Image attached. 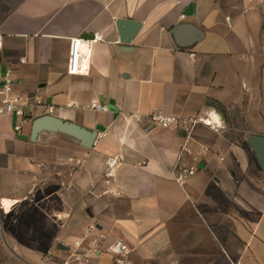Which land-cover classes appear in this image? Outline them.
<instances>
[{
    "label": "crops",
    "instance_id": "1",
    "mask_svg": "<svg viewBox=\"0 0 264 264\" xmlns=\"http://www.w3.org/2000/svg\"><path fill=\"white\" fill-rule=\"evenodd\" d=\"M0 38V86L39 101L0 117L1 255L78 264L81 241L88 264H264V0H0ZM44 115L99 127L92 147L33 132Z\"/></svg>",
    "mask_w": 264,
    "mask_h": 264
},
{
    "label": "built area",
    "instance_id": "2",
    "mask_svg": "<svg viewBox=\"0 0 264 264\" xmlns=\"http://www.w3.org/2000/svg\"><path fill=\"white\" fill-rule=\"evenodd\" d=\"M100 38L101 36H95L94 38ZM1 39V38H0ZM94 40V39H93ZM81 43V39H76L74 41V50H70L69 62H72V66L69 65L68 73L76 74L80 71L79 67V44ZM0 95L3 96L0 102V117L7 114H13L17 116H24L26 112L30 109H33L37 104H39L38 100H35L32 96L29 95H21L18 93H14L12 90V79L6 75L3 79V83L0 86ZM100 110H106V106H94ZM136 120H140L141 116L139 114H134ZM149 123L152 126H161L163 128L170 127L171 125L177 122V118L171 115H165L162 113L158 114H150L148 116ZM15 132H19L20 126H15ZM120 156L113 155L105 158L104 160V177L106 182L113 183L116 178V169L120 163ZM76 249L72 254L73 260L78 264H88L90 257L93 253L96 252L95 248L91 246L81 247L82 242H75ZM126 244L117 241L113 243L107 251L113 255L120 256L127 251Z\"/></svg>",
    "mask_w": 264,
    "mask_h": 264
},
{
    "label": "water",
    "instance_id": "3",
    "mask_svg": "<svg viewBox=\"0 0 264 264\" xmlns=\"http://www.w3.org/2000/svg\"><path fill=\"white\" fill-rule=\"evenodd\" d=\"M124 25H125V22H123L122 20H118L117 27H118V30L120 32V36L122 39H125L127 37ZM184 28H185V25L178 26L175 31L179 32L183 30ZM178 32H175V33H178ZM42 126L53 127V128H57V129L75 134L76 136L83 139L82 145L88 148L92 147L96 139V136H97V130H99V127H97L96 130L89 131L79 125L73 124L68 121L60 120L50 115L40 116L32 120V131L33 132ZM18 138L26 139V137L23 135H19ZM255 139L259 140L262 138H255Z\"/></svg>",
    "mask_w": 264,
    "mask_h": 264
},
{
    "label": "rangeland",
    "instance_id": "4",
    "mask_svg": "<svg viewBox=\"0 0 264 264\" xmlns=\"http://www.w3.org/2000/svg\"><path fill=\"white\" fill-rule=\"evenodd\" d=\"M2 250L3 254H0V264H12L15 258L19 259L18 253L15 250L11 248H4Z\"/></svg>",
    "mask_w": 264,
    "mask_h": 264
},
{
    "label": "bare ground",
    "instance_id": "5",
    "mask_svg": "<svg viewBox=\"0 0 264 264\" xmlns=\"http://www.w3.org/2000/svg\"><path fill=\"white\" fill-rule=\"evenodd\" d=\"M207 122V121H206ZM207 123H209L210 124V122L208 121ZM4 202V204H5V206L8 208L9 206H10V204H11V202L9 201V200H4L3 201Z\"/></svg>",
    "mask_w": 264,
    "mask_h": 264
}]
</instances>
